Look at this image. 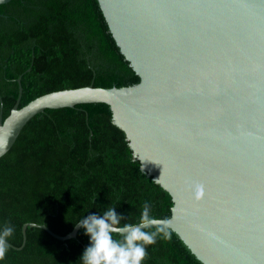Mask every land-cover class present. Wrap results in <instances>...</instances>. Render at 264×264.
<instances>
[{"label": "water", "instance_id": "1", "mask_svg": "<svg viewBox=\"0 0 264 264\" xmlns=\"http://www.w3.org/2000/svg\"><path fill=\"white\" fill-rule=\"evenodd\" d=\"M99 2L140 81L112 87L92 82L20 107V76L6 118L0 94V157L47 109L107 103L142 170L171 194L166 219L197 258L203 264H264V0ZM29 226L61 240L80 230L61 235L27 222L20 249Z\"/></svg>", "mask_w": 264, "mask_h": 264}, {"label": "trees", "instance_id": "2", "mask_svg": "<svg viewBox=\"0 0 264 264\" xmlns=\"http://www.w3.org/2000/svg\"><path fill=\"white\" fill-rule=\"evenodd\" d=\"M20 76V107L45 93L92 82L112 87L140 81L99 0L0 4L4 118L17 101ZM146 201L153 206V216H171V194L142 170L125 131L113 122L109 104L49 108L34 116L0 157V228L14 226L11 247L0 264H83L80 258L90 244L83 229L77 237L61 240L42 227L29 226L20 249L23 225L43 223L66 235L84 215L110 207L135 224ZM169 231L170 238L158 236L147 246L143 264H203L175 231Z\"/></svg>", "mask_w": 264, "mask_h": 264}, {"label": "clouds", "instance_id": "3", "mask_svg": "<svg viewBox=\"0 0 264 264\" xmlns=\"http://www.w3.org/2000/svg\"><path fill=\"white\" fill-rule=\"evenodd\" d=\"M152 207L146 201L139 222L135 224L127 223L129 217L123 212L118 213L117 207L89 212L75 222V227L83 229L90 238V244L80 258L83 264H143L148 255L147 246L155 244L158 236L167 239L171 235V220L153 216ZM148 228L155 231H146ZM13 232L14 226L10 223L0 228V261L11 247L8 240Z\"/></svg>", "mask_w": 264, "mask_h": 264}]
</instances>
